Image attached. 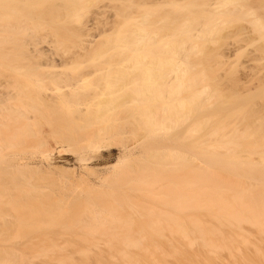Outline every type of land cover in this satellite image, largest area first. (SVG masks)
I'll return each instance as SVG.
<instances>
[{
	"label": "bare ground",
	"instance_id": "bare-ground-1",
	"mask_svg": "<svg viewBox=\"0 0 264 264\" xmlns=\"http://www.w3.org/2000/svg\"><path fill=\"white\" fill-rule=\"evenodd\" d=\"M17 2H19V0ZM17 12L15 4L12 10L8 9V12L0 13V34H7L3 37V42L7 44V46L10 45L8 44L10 41L11 44L16 43L13 45L18 48H16L17 52L13 50L15 48L14 46L13 49L11 46L13 51L10 50V47L7 50H0V59L2 60L0 65L4 73L0 74V78L2 76L4 77V80H2V82H4L0 84L2 86L0 87V156L8 154L7 151L11 150L13 146L15 147L17 141L24 138L22 136L28 135V132L32 134L35 133L36 135L40 134L38 130L39 128L41 130V127H39L40 122L38 123L40 120L33 119L34 117L30 116V112H42L41 114H46L48 112L47 115H49V118H53L51 115L54 116L56 114V108L59 107L58 104H60V102L66 100L68 97L78 95L74 91L70 93V90H75V86H77L80 79L79 77H68V79H66L67 76L64 78V83L66 84L67 82L65 86L70 88L69 91L66 90L69 92L68 95H66L64 91L62 94L56 92L57 90L54 91L56 87H52L50 92L45 94H43L44 91L40 92L38 78L40 76L39 70L42 68L40 65L41 62L39 64L29 65L30 63L27 61L28 66H26L25 62L30 58L25 55L32 56V59L33 57L35 58V56H33L35 54L31 55V51H27L28 49L23 47L25 45L20 44L26 40L25 38L23 39V36L26 37L27 34V39L31 41L36 42L37 37L32 34L29 35L31 32H26V36L22 35L23 33L21 32L24 31V29L27 31L31 30L32 25L28 26L27 29L26 26H24V20H19L20 15L24 18L26 14L19 15ZM26 12L30 13V10ZM31 19L33 18L31 17ZM30 21L31 20H29V23ZM36 24L37 23H35V25ZM91 26L92 24H87L81 28L82 32L79 30L81 32L80 34L88 37L92 30ZM36 29H38V26ZM79 31L75 32L77 36H80L78 33ZM34 32L32 31V33ZM121 33H118L120 35L117 34L118 37H116V35L114 36V39L117 38L116 40H118L115 41L119 42L117 44L119 47H128V49L132 48L137 51L138 48L147 46L152 47L155 45V41H153L155 40L154 36L146 32L143 27H133L128 30V33ZM8 38L9 40H7ZM84 41H86L87 44L81 43L82 47H80V50L82 51L77 54L79 57H83L82 55L86 52L91 42L88 38L84 39ZM23 43L26 44L25 41ZM175 44L178 46L177 43ZM175 44L171 42L165 45V47L167 46L172 49L173 47H177ZM179 45L183 48L186 43H180ZM24 48L27 50H24ZM43 51L42 49L41 52ZM19 52L21 53L19 54ZM36 52L38 55L41 53L39 48H36ZM47 53L49 52L44 51L43 54L45 57L46 55L48 56ZM147 57L145 54L144 56H135L134 59H132L134 67L142 70V68L145 67L146 69L149 68L151 64V67L154 66L152 69L155 70L159 68L164 71H161V73H165L162 74L163 76L166 75L164 78H174L178 81V83L170 87L168 86L169 88L163 86L162 89L168 88L165 90H162L161 85L158 84L163 100L167 97H173L179 94L185 87V82L183 81L184 75L183 73L181 74L182 66L180 61L182 60L180 56V61L179 59L176 60L177 62H173L172 59L165 61V63L163 61V64H159V67H156L158 63H155L154 58L148 61ZM47 58H49V56ZM19 59H21L19 62L24 60L25 64L22 62L12 64ZM98 60L100 59H97V61ZM62 61L66 60L63 59ZM5 62L9 64H5ZM51 63L49 64L51 65ZM66 64L67 63H63L62 65L59 64V66H64ZM43 65L44 63L42 66ZM52 66L55 68V64ZM39 67L41 68L39 69ZM59 71L60 69L56 68L55 70L50 69L49 72L43 74L45 79L42 78L43 80L41 79V81H46L47 76L50 79L51 77L54 78L56 74L55 81L57 83L58 80H61L59 78L61 75ZM48 73H50V75H48ZM156 73L157 72H155V75L152 73L153 78L157 76ZM64 74L62 73L63 77L68 75L67 73ZM109 75L110 74L105 76V78H109ZM129 75L130 74L123 70L117 72L116 75L111 78L112 81L109 80L112 86L115 87V90L105 94V96L99 99L98 96L103 94L102 92L94 90V94H90L89 92L85 94L86 99H96L93 102L95 105L94 111L90 112L89 109L86 110L88 108L86 107L84 109L85 112L87 113V111H89L90 113L88 112L89 114L86 115L84 110H82L81 112H84L85 116L83 115L84 113L80 114L81 117L84 116L83 119L80 117L84 125H89L87 128L95 130L97 126L99 127L98 124L101 122L100 119L106 116V111L110 109L118 110L120 108V104L118 105V103L123 105L126 102L125 100H131V98V101H133V99L134 101H140V99L144 101L145 99L143 98H149L154 96L155 93L157 94V84V87H154L155 89L152 83L145 85L144 83H134L130 88L127 85V80H130L132 77ZM131 75H135V73H131ZM159 75L158 77H161ZM48 77L47 79H49ZM57 78L59 79L57 80ZM102 78L104 77L102 76ZM135 78H138V75H136ZM159 82L160 81H157V83ZM160 83L163 84L164 82ZM57 89L59 88L57 87ZM60 91L61 90H59V92ZM95 92H98V94ZM202 93H204V91H198V96L196 95L189 101L162 103L164 105H161V101L152 106L149 104L146 105L147 101L144 103L142 102L145 105H138L135 113L136 116L132 114V117L131 115L125 116V114H127L125 112H128L130 108L131 101L129 100L128 102L130 103H126L129 107H126L127 105L124 104L125 107L122 108L124 105H121L122 110H119H124L121 113L124 116H120V113H118V117L124 119L121 122V131L131 128L129 131L132 133H129L132 134V137H138L137 135H139V138H143L146 135L156 134L158 130L161 131L177 127L189 120L191 116H196L202 109V102L200 100ZM91 95L98 96L92 97ZM157 95L160 96L159 94ZM89 96L90 98H88ZM155 97L156 98L152 97L151 101L149 100L150 104L152 102L155 103L157 100L159 101V99H157L158 97ZM153 98L157 100L154 101ZM93 99L91 101H93ZM115 106L117 107L112 108ZM41 107H43V109ZM126 108L127 110H125ZM92 109L90 107V110ZM133 109H135V107H133ZM110 114L111 112L108 115L110 116ZM111 115H113V113ZM55 116H57V114ZM57 119L50 123H53L52 130L54 131L52 132L57 134L59 138H56L52 145L49 144L47 138H39L38 143L40 146L46 145V147H43L46 151H41L42 154L54 148L57 149H54L53 152L57 151L58 154H61V152L68 151L67 147L70 145H74L75 142H83L84 140L77 139L78 137L76 136V134L82 136L84 125L80 123L81 121L79 122L80 124L77 123L78 126L72 119ZM115 120L119 122L117 119H111L112 122L109 121L110 123H108L110 127L114 124L113 122H115ZM103 121L105 122L104 119ZM92 123H97V125H92V127H90ZM117 125L118 124L112 126V133H115L114 130L117 127L119 128ZM204 125L205 124L202 122L198 123L195 130H199L201 127L203 128ZM36 126L39 128L37 129ZM115 126L117 127L113 128ZM101 128H99L100 130L98 129V131L96 130L97 132L94 131L92 135L90 133L91 137L86 139V149L91 151L95 150L97 152L101 150L102 152L108 148L110 149V147L114 145V143L109 142L110 140L107 141V139H113V137H110V135L109 137H107L108 135L105 137L107 133H111V130L108 127L110 131L106 127ZM85 132H87V130H85ZM259 132H261V130H259ZM214 133L215 135L218 134L217 131H214ZM86 134L89 135V133ZM263 134L260 136V139L264 136ZM127 139L126 142L121 141L122 149L130 153L125 155V157L122 156V158L118 156L119 159L117 163L119 161L121 162L123 158L129 159L131 163L129 162L130 164L127 163V165L121 166L120 169L116 168V171L114 167L113 169L107 168L104 172L102 169V174L100 173L101 176L99 175V177H96L99 178V182L104 183L105 189L100 190V188H96L95 185L88 188L89 184L85 188L84 194L82 193L83 196L81 195L82 197L85 196L84 199L78 195L79 198H82L80 200L76 196L79 192L78 189H76L77 192L74 190L76 194L74 192L71 193L72 191L69 192L70 198L67 197L66 199L64 198L58 201H46L43 199L42 190L46 187V184L52 183L49 176L61 170V166L55 165L56 162L53 161L52 158V160H50V157L49 159L44 158L36 160L35 162H29L26 158H20V155L19 157L13 155L12 157L18 160H14V158L10 159L11 162H6V165L15 162L10 166H5V169H1L0 171V241H3V243L5 241L4 245H0V264H264V251L262 250V244L260 242V240L264 241V180L260 181L261 177H264V174L260 175L261 177L259 178V173L256 168L242 172L240 165L237 164L241 163V160L234 157L237 148L240 146L241 148L243 146L245 147V140L247 139L246 134H243V136L234 135L227 142L221 143L218 141L213 145L211 150L206 147L201 155L208 160L209 166H219L224 158L221 150L225 151L227 156L232 158V164L231 167L228 168V173L235 176L227 180L219 178L218 175H215L216 173L214 171L206 167L204 168V165L201 167L202 165L193 163V160H198V158H200L194 154L188 155L189 153H184L182 151L176 152L168 148H166V150L164 149L165 151L159 150L158 152L160 153L157 151L153 153L154 149L150 148V151L145 150L137 156V153L135 155L133 152L134 150L132 147L134 146L135 148L138 143L135 141L137 144L133 145L132 139ZM127 141H130L131 144ZM140 142L142 143V141ZM256 142L257 144L255 143L247 149L251 150V148L254 147L252 149L255 151L258 146H261L259 141ZM75 145H77V143ZM47 146L51 149H46L48 148ZM137 150L138 149H136V152L139 151ZM48 153L49 152H47V154ZM56 156L59 157L57 154ZM101 159H103V157ZM168 165L173 166V168L167 167ZM82 168L83 170L81 169V172H79L82 176L87 172L95 173V175L98 173L96 172L97 170H94L96 168L93 167V169L92 166H85ZM178 170L183 171V175L173 174ZM243 176L247 178L251 177V179L256 180L257 183L245 184L241 178ZM75 188L76 187H74V189ZM136 192L147 194L160 201L162 205L152 203L146 204V202L142 201L137 202L136 200L138 199L136 198L138 196L136 195V197L133 194ZM77 206L79 207L78 211ZM68 212L70 214L72 212L71 217L68 216ZM65 213L68 216L67 219H65V217H67ZM9 215L12 216L13 220L10 219L12 223L8 221L9 217H6ZM40 222L61 225V232L65 234L62 235L61 239H66L64 243L67 242V246L74 249L76 245L81 242V247H76V250H69L66 248L62 250L60 247L63 245L62 248H64V243L60 246V240L58 242L56 239L58 238L56 236H59L60 233L46 234L39 232L34 235L35 237L28 236L26 242L28 241L30 243L27 244L40 249L31 252L19 251L16 245V243H18L19 247V242L17 241L15 243L19 234H8L10 229V231H12V225L15 224L17 227L21 225V228L18 227L21 230L22 227L33 229L37 227ZM65 224L69 225L67 226ZM71 228H76L75 232L68 231ZM66 236L68 237L66 238ZM7 240H9V242ZM10 240L14 241V244L13 242L10 243ZM61 241L63 242V240ZM6 242L8 243L6 244ZM58 251L59 254L56 253ZM53 255L54 263L47 262V259H52L51 256Z\"/></svg>",
	"mask_w": 264,
	"mask_h": 264
},
{
	"label": "rangeland",
	"instance_id": "rangeland-1",
	"mask_svg": "<svg viewBox=\"0 0 264 264\" xmlns=\"http://www.w3.org/2000/svg\"><path fill=\"white\" fill-rule=\"evenodd\" d=\"M17 1L18 0H0V13H4L6 11L8 12V9L12 10V7H15L16 4V10L18 11L17 13L19 15L26 14L24 18L23 16L21 17L20 15L19 20H24V26H26L27 29L28 26L32 25L33 27L31 26V28L34 29L31 30L33 32L37 31L36 33L35 32L32 33L31 30L27 31L26 29H24V31L21 32L23 33L22 35H25L26 32L29 33L31 32L29 35L32 34L36 36L38 41L36 40L35 42L28 40L27 39L28 34H27V36L25 35L26 37L23 36V39L25 38L27 40V42L26 40L24 41L28 45L24 44L23 43L24 41L20 44L25 45L23 47H26L28 50L26 48H24V50L31 51V55L35 54L33 55L35 56V58L33 57L32 59H31L32 56L24 54L25 56H28V58H30L29 60L31 62L29 60H26V62L22 60L21 61L22 63L25 62L26 66H28V63H30L29 65H31V64H39L41 62L40 65L42 68L39 67V69L41 68V70H39L40 76L38 78L39 80L38 84L40 85L38 86L40 87V92L44 91L43 94H45L50 92L52 87H56L54 91L57 90L56 92H58L59 94H62L64 91V93L68 95L69 93L68 91L70 90V88L65 86L67 85V82L66 84L64 83L65 82L64 78L67 76L66 79H68V77H73V78L79 77L80 79L77 86H75V90H70V93L71 91H74L78 95L68 97L66 100L58 104L59 107L56 106L57 107L56 111L59 113L58 114L56 112L58 119L57 116H55L56 114L54 116L50 114L51 117H53L50 119L49 115H47L48 112L46 110H45L47 112L46 114H41L42 112L41 113L30 112L31 114L30 116L34 117L33 119L40 120L38 121V123L40 122L39 127H41V130L39 127L36 126L37 129L39 128L38 130L40 132L38 130L37 131L40 134L36 135L35 133L32 134L31 132H28V135L26 134L25 136H22L24 138L21 137L22 139L20 138L21 140L17 141L15 147L13 146L11 150L7 151L8 154H4V156H0V171L1 169L2 170L5 169L4 168L5 166L7 165L10 166L15 162L14 161L13 163L10 164L8 163L6 165V162H9L10 159L14 158V160H18L15 157H19V155L21 156L20 158L22 157L23 159L26 158V160L29 162L31 161L35 162L36 160L44 159V158L49 159L50 157V160L53 159V161L56 162L55 165L61 166V168L57 166L61 170L56 172V174L49 176L53 184L52 183L46 184V187H44V189L42 190L43 199H45L46 201H58L64 198L66 199L67 197L70 198L71 196H69L70 195L69 192L72 191L71 193L73 192L75 193V191L77 192L76 189H78V191L80 192V193L78 192V194L76 195L77 198H79L78 195L81 196L82 193L85 192V188L89 184L90 185L88 186V188H91L92 185H95L96 188L98 187L100 188V190L105 189L104 183L99 182L98 180L100 173L102 174V169L104 172L107 168L113 169L114 167L116 171V168L120 169L121 166H125L127 165V163L130 162L129 159H124V158L121 159L122 156L125 157V155L130 153L129 151H124L122 149L123 147L121 143L126 142V140H128L127 138H131L132 143H134L133 145H136L138 143V145H136L135 148L132 145L134 151L130 150L133 151L135 155L137 153V156H139L141 152H144L145 150L150 151V148L154 149L153 153L154 152L156 153V151L158 152L159 150L163 151L164 149L166 150V148H168L176 152L182 151L184 153H189L188 155L194 154L195 156L197 155V157L200 158H198V160L196 159L193 160V163L202 165L201 167H203L204 165V168L206 167L214 171L216 173L215 175H218L219 178H222L223 180H227L235 176H232L228 173V168L231 167L232 164L231 163L232 158L230 156H227L225 151L221 150L222 156L224 158L222 160L221 165L219 166H212V165L209 166L208 160L203 158L201 155L205 151L206 147H208L209 150H211L213 145H215L216 142L218 141H220L221 143L227 142L234 135L243 136V134H246L247 139L245 140L246 141L245 147L243 146L241 148L240 146L239 148H237V151L234 149L235 150L234 157H237L239 160H241L240 161L241 163H237V164L240 165L242 172H246L249 169L256 168V170H258L259 173L258 176L259 178L261 177L260 175L264 174V136L261 137L260 139V136L264 132V0H23V1L19 0V2ZM30 4H34V5H30ZM20 9L22 12L20 11ZM27 10H30V13L33 11L32 12L33 16L32 13L31 14L28 13L29 11L26 12ZM29 14L30 16L28 18ZM31 17L33 19H31ZM29 20H31L30 23ZM35 23L37 24L35 25ZM87 24H92L91 26L92 30L90 31V35L88 37H85L82 36V34L80 33L82 32L81 28H83ZM37 26L38 29H36ZM133 27L134 28L143 27L146 30V32H148L150 35H153L155 39L153 41H155L156 46L154 45L155 47L147 46L144 48H138L137 51L133 50L132 48L128 49V47H119V45H117L119 42H116L118 40H116L117 38L114 39V36L116 35V37H118L117 34L121 32L128 33V30L132 29ZM76 31H79L78 33L80 34V36H77V34L75 33ZM6 35L7 34L1 35L0 50H7L9 49V47L10 50H12L14 46L13 44H16V43L11 44L10 41V43L8 42V44L10 45L7 46V44L3 42L4 41L3 37H5ZM87 38L91 40V42L88 45L89 47L87 46L88 48L86 49V52L82 55L83 57H79L77 54L82 51L80 50V47H82L81 43L87 44V42L84 41V39ZM7 40H9V38ZM171 42L174 44L177 43L178 46L175 44L177 47L175 48L173 47L172 49H170L167 46L165 47V45ZM180 43H186V45L183 46L182 48L179 45ZM14 47L15 48L13 50H16L14 52H17L18 49L17 46ZM36 48L37 49L39 48L40 52L42 49L44 51L49 52L47 53L49 58H47L48 57L47 55L45 57V55L43 54L44 51L41 52L44 56L41 53H39L38 55L37 52L39 50L36 52ZM21 52H19V54ZM144 54L146 57L148 56L147 57L148 61H151L152 58L155 59L154 60L155 63H158V65L156 64L157 65L156 67H159V64L162 65L163 61L165 63V61L171 59L173 60V62L174 61L177 62L176 60H178L180 56L182 60L180 61L179 59L182 66L181 74L183 73L184 75L183 81L185 82L184 89L179 94L173 97H167L163 100V97H161L162 95L160 93V88H159L160 86L158 84L161 85V89H162L163 86L170 87L173 84L178 83V81L175 80L174 78L173 79L164 78L166 76V75L164 76L162 75L165 74L163 73L164 71L160 70L159 68H156L155 70L152 69L154 66L151 67V64L149 68L146 69V67L144 66L145 68H142V70H139V68L134 67L132 59H134V57L137 55L144 56ZM63 59L66 61H62ZM97 59L100 60L97 61ZM20 60L21 59H19L18 61H14L12 64L21 63L19 62ZM33 60L36 61L37 63L34 62ZM0 62H2L1 59ZM43 63L45 66L44 65L42 66ZM49 63H51V65ZM63 63L64 64L67 63V64L64 66H59V64L62 65ZM5 64H9V63L5 62ZM54 64L56 69H60L59 72L61 75L59 74L60 75L59 78L61 80H58L59 78H57L58 81L56 83L55 81L56 74L54 73L55 74L54 78L51 77L50 79L47 76L49 78L47 79L46 77L47 74H46L45 75L46 81L45 80L44 82L41 81V79L44 78L43 74L49 72L50 69L55 70V68L52 66ZM1 67L2 66L0 65V74L3 73ZM120 70L121 71L123 70L124 72L130 74L129 76L132 77L130 78V80H127L128 81L127 85L130 88L134 85V83L136 84L144 83V85L152 83L153 88L154 87L156 88L157 87L156 84H157L158 85V88H156L158 91L157 94L160 95L158 96L155 93L156 92L155 91L154 92L155 95L152 97L156 98L155 96H157L158 97L157 99H159V101L157 99L156 101L153 98L154 101L156 102L155 103L152 102L151 104L150 101L152 97L143 98L145 99L144 101L142 99H140V101L138 100L134 101V99L133 101H131L132 98L131 100L130 99L125 100L126 101L124 103L125 105L130 103L128 102L129 100L131 101L128 112H125L127 114L123 113L125 114V116L131 115L132 117V114L133 116L134 115L136 116L135 113L137 111L136 109L138 105L141 104L145 105L143 103L146 101H147L146 105L149 104L150 106H152L153 104L156 105L158 104V102L160 103V101H161V105L171 102L189 101L192 100L197 95L198 91H204V93H202L200 97V100L202 102V109L198 112L196 116H191L189 120L183 122L177 127H172L161 131L158 130L156 134L149 136L146 135L143 138H139V135H137L138 137L136 136L132 137L131 134L132 132L129 131L131 128L121 131L120 126L122 124L121 122L124 119L118 116L119 115L124 116L121 114L124 110L123 111H119V110L120 109L122 110V108H124L125 105L123 104L124 105L123 106L121 103H118V105L120 104L119 105L120 108L118 107L119 108L118 110L110 109L106 111L105 112L106 116L103 118L105 122L103 121V119H100L101 122H99L98 124L99 127L98 126L97 128L95 127L96 128L95 130L87 128L89 127V125H84V123L80 119L81 118L83 119V117L85 116L86 112L84 109L86 107H88L86 110L89 109L90 112L95 110L94 109L95 105L93 104V102L96 99L94 100L92 98L93 101H91L92 99H86L85 94H87L88 92L90 94H94V90L98 92H102L103 94L99 95L100 97L97 95L99 99L102 96H105V94L109 92H113L115 90V87L112 86V83L109 82V80L112 81L111 78L114 75H116V73L119 72ZM161 71L163 72L161 73ZM130 72L133 74L135 73V75H131ZM155 72H157L156 73L157 76L156 77L154 76L153 78L152 73H154L153 75H155ZM50 73H48V75H50ZM62 73L63 74L67 73L68 75L64 74L65 76L63 77ZM108 74H110L109 78H105V76H108ZM136 75H138V78H135ZM158 75L163 77L164 79L158 77ZM102 76L104 78H102ZM2 77L0 78L1 79L0 84L4 82V81L2 82V80H4V77L3 79ZM157 81L164 82L165 85L164 83L163 84H161L160 82L157 83ZM0 87L2 86L0 85ZM57 87L59 89H57ZM168 88H163V89L165 90ZM59 90L61 91L59 92ZM98 92L95 93L98 94ZM91 96L93 97L96 95H91ZM88 98H90V96ZM90 101L92 102V104ZM121 105L123 106L122 108ZM89 106L91 107V109L93 107V109L90 110ZM43 107L41 108L43 109ZM116 107L117 106L112 108H116ZM126 107H129V105H127ZM133 107H135V109H133ZM82 110H84L85 113L81 112ZM125 110H127V108ZM89 111H87L86 115L90 113ZM110 112L111 114L113 113V115L110 114L109 116L108 114ZM81 113L82 114L84 113L83 117L80 116ZM118 113L120 114L118 115ZM63 118L64 120H66L65 118L72 119V121H74L76 124L83 123L84 125L83 133L82 134L80 133L82 136L76 134V136L78 137L77 139L80 140L84 139L83 142H79V143L75 142V144L77 143V145L75 144L70 145L69 147H67L68 151L61 152V154L60 153L58 154L57 151L53 152V150L57 148L51 149L50 147L47 146L48 148L46 149H51V151L47 150V152L49 153L53 152V153L48 155L49 153L47 154V152L46 153L44 152L42 154L41 151H46L43 148L46 147V145L40 146V144L38 143L39 138L42 137L47 138V140H49L48 141L49 144L52 145L54 143V140L59 137L57 134L52 132L54 131L52 130L53 123L50 122H53L55 119L63 120ZM111 119H117L119 121L117 122L115 120V122H113L114 124L111 123L112 126L118 124L117 126H119L120 128L119 129L117 126L113 127V128L117 127L114 130L115 133L114 132L112 133L113 131L111 129L112 126L110 127V125L108 124L110 123L109 121H111ZM102 121L104 124L102 123ZM200 122L205 124L204 127L203 128L201 127L199 130H195L197 124ZM92 125L95 126L97 125V123L95 124L92 123L90 127H92ZM104 126L106 128L108 127L111 130V133L110 132L107 133L105 137L107 135H108L107 137H109V135L110 137H113V139L109 138L107 139V141L110 140L109 142L114 143V145L110 147V149L108 148L109 150L108 149L103 150L102 152L101 150L97 152L95 150L91 151L86 149L85 148L86 139L90 138L92 133L94 131L97 132L99 128L101 127L105 128ZM85 130H87V132H85ZM259 130H261V132H259ZM214 131H217L218 134L215 135ZM86 133H89V135L91 133V135L89 136ZM140 141H142V143ZM256 141H259L261 143V146H258L255 151L252 149L254 147H252L251 150L247 149L251 147L253 144L255 143L257 144ZM128 143L131 144L130 141ZM136 149H138L139 151L137 150L138 152H136ZM56 154L59 155L60 158L57 157ZM13 155L15 157H12ZM118 156H120L121 157L120 159L122 160L121 162L120 161L118 162L119 164L117 163V160L119 159ZM102 157L103 159H101ZM81 166L82 167L92 166V168L93 167L96 168L93 169L95 171L97 170L96 172H98L99 174L96 173L95 175V173L87 172L84 173L82 176L79 173L81 172L80 171L81 169L83 170ZM167 167L173 168V166L171 165L170 166L168 165ZM173 174L183 175V171L178 170ZM184 175H185V171H184ZM241 178L245 182V184L257 183L256 180H252L251 177H248L250 179H248L246 176H243ZM263 180L264 177H261L260 181ZM100 183H102L103 185ZM74 187L76 188L74 189ZM133 194L135 196L136 195L138 196V197L136 196L137 197L136 199H138L136 200L137 202L142 201V202H146V204L152 203V204L162 205L160 201L142 192L140 193L136 192ZM84 197L82 198L84 199ZM82 198H79V200ZM78 210L79 207L77 206V211ZM71 214L68 212L69 217H71ZM65 215L67 216L66 213ZM68 216L65 217V219H67ZM6 217H9L8 221L12 223V221H10V219L13 220L12 216L9 215ZM65 225L68 226L69 224H65ZM20 226L18 225V227ZM16 227L17 226L13 224L12 231H10L11 230L10 229L9 232L8 231L7 232L9 235L19 234L18 239H16L15 241V243L17 241L19 242V247H18V243H16L17 248H19V251L31 252L40 249L30 246L29 244H27L30 242L28 241L26 242V240H28L26 239L28 238V236H34L39 232L46 234L60 233L59 236H56L58 237L56 238L58 242L59 240L61 242L59 243L60 246L61 244L64 243V240H66L64 238L61 239L62 235H65L64 233L61 232L62 231L61 225L40 222L39 225L37 227H34L33 229L22 227L21 230L20 229L21 227L20 228L17 227L18 228L17 231H16L17 229ZM75 230L76 228L75 229L71 228L68 231L75 232ZM34 237L33 240L35 241ZM67 237L68 236H66V238ZM61 240H63V242ZM7 241L9 242V240ZM8 242H6V244ZM11 242H13L14 244V241L10 240V243ZM260 242L262 244L261 245L262 250L264 251V241L260 240ZM1 244L4 245L5 241L4 243L3 241H0V245ZM59 244L57 243L58 246ZM67 245L68 243L65 242L64 248H62L63 245L60 248L62 250H64L65 248L69 250H74L76 247H81L82 243L79 242V244L76 245L74 249L72 247H68ZM56 253L59 254V251ZM51 257L52 259L51 258L47 259V262L54 263V255Z\"/></svg>",
	"mask_w": 264,
	"mask_h": 264
}]
</instances>
